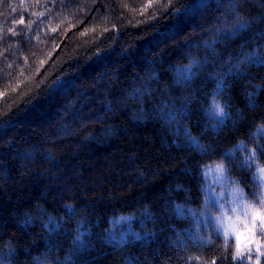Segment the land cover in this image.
<instances>
[{
    "label": "trees",
    "instance_id": "1",
    "mask_svg": "<svg viewBox=\"0 0 264 264\" xmlns=\"http://www.w3.org/2000/svg\"><path fill=\"white\" fill-rule=\"evenodd\" d=\"M192 2L0 0V264H240L180 210L209 164L253 189L264 0Z\"/></svg>",
    "mask_w": 264,
    "mask_h": 264
},
{
    "label": "rangeland",
    "instance_id": "2",
    "mask_svg": "<svg viewBox=\"0 0 264 264\" xmlns=\"http://www.w3.org/2000/svg\"><path fill=\"white\" fill-rule=\"evenodd\" d=\"M260 133L264 139V128ZM253 150H256L253 146L247 148L245 157L249 156V153ZM221 164H209L203 169L202 190L204 197L201 206L195 209L180 210V213H183L190 220V230L187 232V235L192 241H201L200 243H203L210 241L213 236H217L213 223L214 220L223 217V222L227 223L229 219L233 221L236 219L235 214L230 211V206H232L233 199L232 189L237 187L238 184L232 183L236 181L227 172L229 185H224L216 171V168ZM258 166H264V164H261L258 160L253 161L252 167L255 174ZM253 184V189L250 192L243 193L247 201L256 203L261 197H264V186H260L259 179H253ZM132 219L133 217L131 216H122L115 219L110 230V239L121 242L128 237L139 238L140 234L133 228ZM247 231L250 235V242L242 250L244 264H260L264 252V235H260L258 228L253 230L251 224L248 225ZM219 237L224 241L223 236ZM228 244L233 248L235 254V241L229 240ZM258 245L260 246L259 252L256 251Z\"/></svg>",
    "mask_w": 264,
    "mask_h": 264
},
{
    "label": "snow or ice",
    "instance_id": "3",
    "mask_svg": "<svg viewBox=\"0 0 264 264\" xmlns=\"http://www.w3.org/2000/svg\"><path fill=\"white\" fill-rule=\"evenodd\" d=\"M204 6L203 0H194L192 3L185 5L183 13L188 15L193 12L194 9H198ZM177 12L180 10L177 9ZM256 62L264 63V61H259L258 58H253ZM213 115L218 118L219 122L223 124L224 119L227 118V114L224 108L219 104L214 102ZM195 144L196 141L193 140ZM259 148V155H264V148L257 146ZM246 146L241 143L237 145V148L233 151L244 149ZM259 155L255 150L249 153V156L245 157V166L252 167L253 161L259 159ZM221 181L225 186L229 185V177L227 175L228 169H226L223 164L216 168ZM254 179L260 180V186H264V166H258L257 172ZM237 183V182H232ZM233 199L232 206H230V211L236 216L235 221L229 219L227 223H224V218H218L214 220V227L217 236H223L225 241V246L227 247L229 240L235 241V254L234 259L239 260L240 264H244L243 260V249L246 248L247 244L250 242V235L247 231L248 225L251 224L253 230L258 228L260 235H264V197H261L256 203L247 201L243 190L238 186L232 189ZM254 234V233H252ZM251 251L250 249H248ZM256 251H260V246L258 245ZM214 264V262H213Z\"/></svg>",
    "mask_w": 264,
    "mask_h": 264
}]
</instances>
